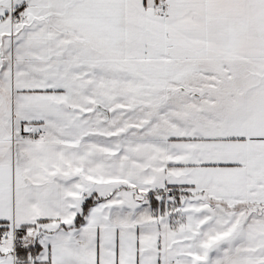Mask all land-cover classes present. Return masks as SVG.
<instances>
[{"label": "snow or ice", "instance_id": "obj_1", "mask_svg": "<svg viewBox=\"0 0 264 264\" xmlns=\"http://www.w3.org/2000/svg\"><path fill=\"white\" fill-rule=\"evenodd\" d=\"M0 264H264V0H0Z\"/></svg>", "mask_w": 264, "mask_h": 264}]
</instances>
